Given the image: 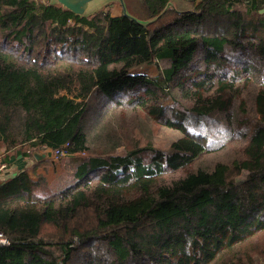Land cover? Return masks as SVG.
<instances>
[{"label": "trees", "instance_id": "obj_1", "mask_svg": "<svg viewBox=\"0 0 264 264\" xmlns=\"http://www.w3.org/2000/svg\"><path fill=\"white\" fill-rule=\"evenodd\" d=\"M168 2L0 0V148L88 154L0 184V264H264V0Z\"/></svg>", "mask_w": 264, "mask_h": 264}, {"label": "crops", "instance_id": "obj_2", "mask_svg": "<svg viewBox=\"0 0 264 264\" xmlns=\"http://www.w3.org/2000/svg\"><path fill=\"white\" fill-rule=\"evenodd\" d=\"M195 1L197 2L199 0H169L167 6L168 8H171L177 11H191L195 5L194 3ZM107 3H105L106 5H104L102 8H107V6L111 5L109 9V14L111 17H118L122 14L123 12L122 7L118 1L108 0ZM124 4H125L127 11L129 10V8H137L139 6L138 0H124ZM137 20L141 22H148V20H140V19H137ZM24 151L25 149L20 148V151L15 153L11 151L7 152L4 148H0V166L2 165L5 166V168L0 172V184L3 182L1 181V176L3 174L5 178H10L24 170L27 171L28 174L33 179L36 178V174L43 175L47 179L45 173L47 169L48 171L51 169V167H47V166L48 165L53 166L55 163V160L51 158V159H46V160L37 162L34 160V158L31 155H30L31 157L28 155H24ZM73 157H76V156L72 155L70 157H66L65 159H59L61 162H63L62 163L64 164L63 169L65 170L67 169L66 171L69 176L73 175L74 170L77 166V162H79L78 159H77L78 161L74 160ZM57 168L58 166H56V170H58Z\"/></svg>", "mask_w": 264, "mask_h": 264}, {"label": "rangeland", "instance_id": "obj_3", "mask_svg": "<svg viewBox=\"0 0 264 264\" xmlns=\"http://www.w3.org/2000/svg\"><path fill=\"white\" fill-rule=\"evenodd\" d=\"M136 73H142V74H145V75L151 77V76L156 74V70L153 66H143L139 69H136ZM176 137H177L176 134L167 130V131H163L162 133H158V134L152 133L147 138L154 144V146H156L157 148L165 150V149H168V147L170 146V144L173 142V140ZM117 153L123 155V153H124L123 148L118 149ZM75 156L76 157H73V159L74 160L78 159L80 161L81 159L87 157L88 154H85V153L81 154L80 153V154L75 155ZM54 160H55L54 165L53 166L48 165L47 167H51V169L49 171L47 169V171L45 173L46 177L48 179L47 180L45 178V180L47 181V183L49 182L48 184L51 185V187H54V186L57 187L59 184L66 182L68 180L67 178H65V176H67L68 173L66 171L67 169L66 170L63 169V166H64V164H62L63 162H61L60 160H56L55 158H54ZM56 166H58V168H57L58 170H56ZM61 167H62L63 171H62ZM61 175H63V176H61ZM34 177H35V175H34ZM6 179L7 178H5V176L3 174L1 176V181H5ZM63 187H65V185L60 186L59 189H62Z\"/></svg>", "mask_w": 264, "mask_h": 264}, {"label": "water", "instance_id": "obj_4", "mask_svg": "<svg viewBox=\"0 0 264 264\" xmlns=\"http://www.w3.org/2000/svg\"><path fill=\"white\" fill-rule=\"evenodd\" d=\"M51 1L55 2L57 5H60L64 9L69 10L70 12H72L73 14L77 16H85V15L92 14L102 9V7L106 5L105 3L108 2V0H51ZM116 1H118L121 4L122 11H123L122 14L125 17L139 24H142L144 26H147L150 23H152V21L141 22L137 20L135 17L130 15L128 11L126 10L124 0H116ZM166 8H168V6ZM31 156L37 162H40L46 159H51V158L54 159V154L52 151H41L39 150V148H33L31 150Z\"/></svg>", "mask_w": 264, "mask_h": 264}, {"label": "built area", "instance_id": "obj_5", "mask_svg": "<svg viewBox=\"0 0 264 264\" xmlns=\"http://www.w3.org/2000/svg\"><path fill=\"white\" fill-rule=\"evenodd\" d=\"M39 150H41V151H51L49 149H46L45 147L39 148ZM52 152H53L54 158L56 160L61 158V157H64L63 151H52ZM4 168H5L4 165L0 166V171H2ZM8 244H9L8 240L5 237H3L2 234L0 233V245L5 246V245H8Z\"/></svg>", "mask_w": 264, "mask_h": 264}]
</instances>
